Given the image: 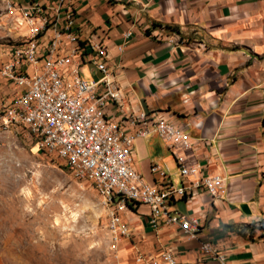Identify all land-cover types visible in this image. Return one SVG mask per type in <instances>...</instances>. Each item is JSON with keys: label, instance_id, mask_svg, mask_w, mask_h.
Returning a JSON list of instances; mask_svg holds the SVG:
<instances>
[{"label": "crops", "instance_id": "crops-1", "mask_svg": "<svg viewBox=\"0 0 264 264\" xmlns=\"http://www.w3.org/2000/svg\"><path fill=\"white\" fill-rule=\"evenodd\" d=\"M74 6L83 77H101L88 46L100 41L120 89L108 115L148 112L183 126L193 142L184 152L188 163L222 175L228 186L222 200L202 188L171 199L173 211L200 218L198 240L174 226L152 228L150 208L138 204L124 215L133 235L122 244L134 254L169 248L178 264H215L200 252V242L211 241L231 264H264V0H74ZM18 91L0 78L4 102ZM176 151L159 135L138 139L135 169L152 186L184 187L189 180ZM154 165L166 176L152 173Z\"/></svg>", "mask_w": 264, "mask_h": 264}, {"label": "built area", "instance_id": "built-area-1", "mask_svg": "<svg viewBox=\"0 0 264 264\" xmlns=\"http://www.w3.org/2000/svg\"><path fill=\"white\" fill-rule=\"evenodd\" d=\"M9 2L10 10L18 11V21L27 35L25 41L10 48L7 60H0V78L19 89L14 99L0 102V124L24 127L37 152L56 157L77 180L92 185L108 215L114 253L123 240L133 235L124 215L134 211L138 204L150 208L152 228L174 226L188 239L198 240L200 218L173 211L171 199L202 188L214 200H222L228 192L226 178L204 174L202 166L188 163L184 152L193 148L192 138L183 126L169 118L148 112L121 120L108 115L107 105L119 103L120 89L108 63L107 49L100 41H90L88 46L90 62L101 77H83L74 0H56L50 5ZM169 42L173 44L175 40ZM152 135L161 136L171 149L177 150L180 173L189 180L184 187L152 186L135 169V143ZM151 171L166 176L158 165ZM200 252L205 261L231 264L211 241L200 242ZM135 261L178 264L169 248H162L158 254L138 250Z\"/></svg>", "mask_w": 264, "mask_h": 264}, {"label": "rangeland", "instance_id": "rangeland-1", "mask_svg": "<svg viewBox=\"0 0 264 264\" xmlns=\"http://www.w3.org/2000/svg\"><path fill=\"white\" fill-rule=\"evenodd\" d=\"M9 1L0 0L1 60L27 35ZM108 222L89 182L37 152L24 127L0 124V264H137L129 245L111 250Z\"/></svg>", "mask_w": 264, "mask_h": 264}, {"label": "trees", "instance_id": "trees-1", "mask_svg": "<svg viewBox=\"0 0 264 264\" xmlns=\"http://www.w3.org/2000/svg\"><path fill=\"white\" fill-rule=\"evenodd\" d=\"M130 206L133 208V206H132V205H130ZM261 228L264 230V225H263V224L261 225Z\"/></svg>", "mask_w": 264, "mask_h": 264}]
</instances>
